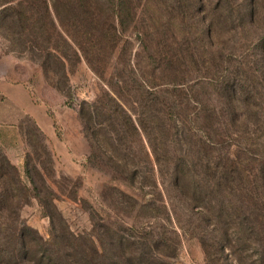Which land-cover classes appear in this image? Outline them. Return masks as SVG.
Listing matches in <instances>:
<instances>
[{
    "label": "rangeland",
    "instance_id": "rangeland-1",
    "mask_svg": "<svg viewBox=\"0 0 264 264\" xmlns=\"http://www.w3.org/2000/svg\"><path fill=\"white\" fill-rule=\"evenodd\" d=\"M191 6L180 24L171 9ZM176 42H188L192 57ZM252 48L257 58L264 51V0H0V158L40 198L1 202V234L12 211L35 232L33 255L45 248L58 264H264L258 221L237 208L217 219L215 203L205 213L191 207L190 192L166 193L163 171L177 152L168 149L159 172L152 142L123 126L112 94L117 79L148 82L152 61H175V52L210 70L244 53L243 63L259 68ZM259 85V103L247 111L264 116ZM104 113L120 122L118 141Z\"/></svg>",
    "mask_w": 264,
    "mask_h": 264
},
{
    "label": "trees",
    "instance_id": "trees-1",
    "mask_svg": "<svg viewBox=\"0 0 264 264\" xmlns=\"http://www.w3.org/2000/svg\"><path fill=\"white\" fill-rule=\"evenodd\" d=\"M191 8L187 11L171 10L180 13L176 20L182 24ZM129 12L135 15V10ZM188 47V42H176L175 49L191 58L193 54ZM254 49L250 50L252 64L259 59L262 62L261 67L254 69L253 65L249 67L243 63L244 53L237 63L225 68L211 66L210 70L204 65L180 63L175 52L171 54L175 61H152V67L148 68V82H134V86L117 79L112 94L117 97L114 107L126 115L123 126L128 123L134 132L140 131L147 142H152L149 145L159 172H162L160 162L168 158V149L177 152L163 171V175H169V180L162 186L171 198L172 190H177L181 196L190 192L191 207L205 213L209 205L215 203L220 207L217 219H221L223 210L231 212L237 208L239 218L258 221L261 227L258 234L264 236V127L258 125L264 123V116L260 111H247L259 103L256 89L260 82L264 85V51L257 58ZM167 51L172 52L174 48ZM151 52L154 56L159 53L152 49ZM152 54L149 57L154 60ZM166 56H170L169 53ZM205 88L212 90L201 93ZM138 106L139 111H136ZM89 108L102 113L101 109H104L93 103ZM109 112L113 114V111ZM103 115L106 116L105 128L118 141L120 122L112 115ZM154 142H162L166 156L156 155ZM0 160L1 166L6 167V173L0 170V203L15 198L18 202L27 200L29 192L32 198L40 199L34 189H29L22 181L5 156ZM188 175L192 179L190 184H183ZM1 181L3 186L12 185L16 194L5 190ZM30 184L33 187L32 182ZM10 212L8 215L7 211L5 219L10 222L4 223L1 234V213L5 211L0 206V264H58L45 248L41 251L44 254L38 258L33 255L37 241L35 232L19 222L17 214L14 213V220L10 219ZM194 215L198 219L205 218Z\"/></svg>",
    "mask_w": 264,
    "mask_h": 264
}]
</instances>
